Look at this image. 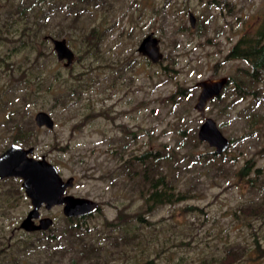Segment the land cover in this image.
<instances>
[{"label": "rangeland", "instance_id": "1", "mask_svg": "<svg viewBox=\"0 0 264 264\" xmlns=\"http://www.w3.org/2000/svg\"><path fill=\"white\" fill-rule=\"evenodd\" d=\"M28 2L0 0V152L12 143L13 124H33L32 144L24 145L33 146L36 157L44 155L63 178L74 177L67 193L100 203L99 212L79 220L67 218L62 206L42 209L54 223L32 239L53 236V244H66L64 229L79 223L87 228L82 241L99 248L90 263L80 264H221L225 251L238 246L249 250L235 264H264L253 249L255 238L264 247V218L235 216L261 191L257 182L252 186L234 175L247 159L254 160L251 176L256 168L264 174V131L251 130L246 119L251 112L264 114V83L251 87L256 99L248 95L225 107L235 98L228 90L203 111L194 108L196 83L249 69L246 62L224 58L240 36L255 31L264 0H52L42 4L44 13L29 18L19 11ZM73 2L84 6L78 17ZM92 27L106 31L98 51L86 53L84 40ZM150 32L160 39L158 63L136 50ZM48 36L66 40L75 53L70 65L57 60ZM185 86L191 87L189 96L167 99ZM40 110L52 116L53 129L35 125ZM206 117L234 139L223 152L225 162L218 160L223 171L217 162L197 159L214 151L197 138ZM146 150L169 155L163 170L176 189L189 190L190 198L144 210L140 192L133 191L121 166ZM17 187L16 180L0 182V238L9 244L21 243L26 233L19 224L31 209L21 191L6 203V194L14 196ZM187 206L198 209L186 211ZM118 209L126 222L112 227ZM69 257L62 264H69Z\"/></svg>", "mask_w": 264, "mask_h": 264}, {"label": "trees", "instance_id": "2", "mask_svg": "<svg viewBox=\"0 0 264 264\" xmlns=\"http://www.w3.org/2000/svg\"><path fill=\"white\" fill-rule=\"evenodd\" d=\"M76 1V0H75ZM82 1V0H79ZM51 3L52 0H29L26 6H22L19 10L22 14L28 18L32 16H38L40 13H44L42 9L43 3ZM110 4V1L107 2ZM96 5H101L100 2H95ZM72 12L77 13V17L80 15L81 10L84 6L78 7V4L73 2ZM78 7V8H77ZM77 8V9H76ZM77 17H74L75 19ZM200 26V24H198ZM189 29V27L181 26V30ZM98 27H92L87 33L86 40H84L86 53L91 50L98 51L99 36L104 32ZM225 60H240L246 62L249 65V69H238L239 74L237 76H228V83L222 90L221 94L213 100L222 99L228 90H231L232 95L235 96L233 100L226 103L225 107H231L236 102L245 99L248 95H252L256 99V89H251L254 84L264 83V15L261 21L253 33H245L238 38V40L230 47ZM0 60L3 59L0 57ZM228 85H233L231 88ZM190 86L179 87L175 94L169 96V100L175 102L176 98L187 97L190 93ZM74 93V91H73ZM231 95V96H232ZM246 119L249 121L248 127L253 130L264 131V114L262 113H248ZM15 125V126H14ZM28 134L21 143L25 145H31V138L33 124H28ZM13 127H24L23 125L13 124ZM25 128V127H24ZM25 128V129H27ZM126 133H133L131 130H125ZM16 134H13V141L17 140ZM198 138V137H197ZM192 139L193 146L196 147L199 144V139H196V133H191L190 141ZM234 144V139H230V145ZM264 149V147H263ZM227 156L223 154H217L215 151L207 153L205 155L197 156V159H201L204 164H217L221 171H223L222 160L225 162ZM169 160V155H160L159 152L146 150L140 155H133L126 161H123L121 166V172L131 180L134 192L139 191L140 197L143 198L146 208V212H151L153 209L164 204H174L190 198L188 194L189 190L176 189L172 180L168 178L163 170V165ZM254 160H246V162L234 172V175L239 180L248 179L252 186L260 189L261 194L258 198L241 204L235 211V216L242 217L244 220L248 219H261L264 218V174L260 173V168H256L253 171ZM198 209L195 206H187L186 211H194ZM116 220L109 223L112 227H117L122 223L126 222V217L118 209ZM100 211V207L97 212ZM96 213V212H95ZM89 215L76 217V219H84ZM138 221H144L143 214L137 213L135 215ZM132 217V216H130ZM74 219V218H69ZM65 230L67 234L66 244H62L59 240L58 243H52V237L46 239L38 238L32 239V234L38 232H32L24 235L21 239V243L9 244L4 241V236L0 238V264H62V259L65 255H69V264H80L82 262L90 263L93 259L94 254L99 249L91 244L86 246V242L82 241V236L87 234V228L80 226L79 223L76 225H69ZM42 233V232H40ZM44 234V233H43ZM79 239L82 245L79 244ZM80 245V248L77 247ZM254 252L258 258L264 257V247L261 246V242L258 238L254 241ZM248 247L238 246L230 247L224 253V256L219 259L221 264H235L236 262L244 259L248 254ZM32 259L31 261L25 260ZM60 257V258H59Z\"/></svg>", "mask_w": 264, "mask_h": 264}, {"label": "water", "instance_id": "3", "mask_svg": "<svg viewBox=\"0 0 264 264\" xmlns=\"http://www.w3.org/2000/svg\"><path fill=\"white\" fill-rule=\"evenodd\" d=\"M189 18L191 26L194 27L195 16L192 12L189 13ZM48 37L53 44L57 60H66V65H69L74 59V52L67 45L65 39ZM137 52L152 63H158L163 59L160 39L154 32L148 33L141 39L137 46ZM227 83L228 78L226 77L202 80L196 83L195 86L200 87V92L194 108L197 111H203L207 102L218 97ZM34 121L38 128L52 129L55 125L52 116L44 110L36 112ZM197 137L200 141L213 147L217 154H222L230 145V140L222 133L212 117H206L200 124ZM33 152V146L24 148L12 144L0 155V178H20L21 186L32 205L27 215L21 220L20 229L26 232L45 231L52 226L53 220L50 217H43L38 220V223L35 222V219L39 217V208L43 204L48 209L54 205H62L63 214L68 218L91 215L98 211L100 207L98 201L66 193L67 189L74 184L73 176L64 179L54 164L45 157H33Z\"/></svg>", "mask_w": 264, "mask_h": 264}, {"label": "flooded vegetation", "instance_id": "4", "mask_svg": "<svg viewBox=\"0 0 264 264\" xmlns=\"http://www.w3.org/2000/svg\"><path fill=\"white\" fill-rule=\"evenodd\" d=\"M0 17H1V14H0ZM53 37V36H52ZM66 41V40H65ZM67 43V42H66ZM68 45V44H67ZM72 50V49H71ZM136 50H137V48H136ZM73 51V50H72ZM56 54V53H55ZM74 58H75V53H74ZM74 60V59H73ZM72 60V61H73ZM63 61V60H62ZM72 63V62H71ZM70 63V64H71ZM69 64V65H70ZM65 65H66V60H65ZM40 128H43V127H40ZM45 128V127H44ZM54 128V127H53ZM52 128V129H53ZM13 134H16V136L18 137L17 138V140H16V142H14L13 141V137H12V143L6 148V149H4L2 152H0V155L3 153V152H5L12 144H17V145H20V146H22V147H24V148H29L30 146H25L24 144H22L21 142L25 139V138H27V134H28V132H27V129H25L24 127H20V128H15L13 131H12V135ZM32 156L33 157H35V158H41V157H45L44 155H42L41 157H36L35 155H34V152H33V154H32ZM50 162V161H49ZM53 164V163H52ZM59 172V171H58ZM60 174V173H59ZM61 175V174H60ZM62 176V175H61ZM70 177V176H69ZM64 179H66V178H64ZM7 180H16V181H19L20 182V187H17V191L15 192V195L13 196V194L11 195V194H9V192H12V191H6V192H8V194H9V196L6 194V196H5V200H6V203H8V200L10 199V197L13 199V198H15V197H17L18 195H19V192L21 191V192H24V194H25V197L29 200V198L27 197V195H26V193H25V191H24V189H23V187L21 186V182H22V180L20 179V178H17V177H5V178H0V182H3V181H7ZM67 193V192H66ZM70 194V193H69ZM29 202H30V200H29ZM12 203V202H11ZM30 205H31V202H30ZM54 206H62V205H54ZM54 206H52V207H54ZM52 207L51 208H46V206H45V204H43V205H41V207L39 208V217L37 218V219H35V222L36 223H38V220L40 219V218H43V217H49V216H47V215H42V209H45V210H51L52 209ZM31 208H32V205H31ZM29 212V211H28ZM27 212V213H28ZM62 212H63V206H62ZM27 215V214H26ZM51 218V217H50ZM68 218V217H67ZM53 220V219H52ZM53 223H54V221H53ZM52 226H53V224H52ZM51 228V227H50ZM49 228V229H50ZM20 229V228H19ZM48 229V230H49ZM22 230V229H21ZM48 230H45V231H33V232H42V233H44V232H47ZM24 231V230H23ZM26 232V231H25ZM28 233H32V232H28Z\"/></svg>", "mask_w": 264, "mask_h": 264}, {"label": "bare ground", "instance_id": "5", "mask_svg": "<svg viewBox=\"0 0 264 264\" xmlns=\"http://www.w3.org/2000/svg\"><path fill=\"white\" fill-rule=\"evenodd\" d=\"M78 219V218H77Z\"/></svg>", "mask_w": 264, "mask_h": 264}]
</instances>
